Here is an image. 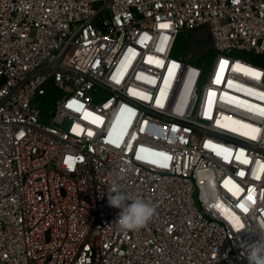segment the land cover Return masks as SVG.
I'll list each match as a JSON object with an SVG mask.
<instances>
[{
    "label": "built area",
    "instance_id": "obj_1",
    "mask_svg": "<svg viewBox=\"0 0 264 264\" xmlns=\"http://www.w3.org/2000/svg\"><path fill=\"white\" fill-rule=\"evenodd\" d=\"M259 238L264 0H0V264H248Z\"/></svg>",
    "mask_w": 264,
    "mask_h": 264
},
{
    "label": "clouds",
    "instance_id": "obj_2",
    "mask_svg": "<svg viewBox=\"0 0 264 264\" xmlns=\"http://www.w3.org/2000/svg\"><path fill=\"white\" fill-rule=\"evenodd\" d=\"M71 163L74 170L76 163H83V157L75 156ZM108 204L120 210L117 218L118 228L125 233L145 227L156 212L154 206L139 197L129 196L118 184H114L108 193ZM242 255L246 257L248 264H264V239L259 238L249 244Z\"/></svg>",
    "mask_w": 264,
    "mask_h": 264
},
{
    "label": "rangeland",
    "instance_id": "obj_3",
    "mask_svg": "<svg viewBox=\"0 0 264 264\" xmlns=\"http://www.w3.org/2000/svg\"><path fill=\"white\" fill-rule=\"evenodd\" d=\"M184 41H185V34H180L178 41H177V46L179 47L178 50L182 51L184 49V46H183ZM235 54L239 57L255 62V60L251 57V55L247 54L244 51H236ZM49 101H52V98H50Z\"/></svg>",
    "mask_w": 264,
    "mask_h": 264
},
{
    "label": "bare ground",
    "instance_id": "obj_4",
    "mask_svg": "<svg viewBox=\"0 0 264 264\" xmlns=\"http://www.w3.org/2000/svg\"><path fill=\"white\" fill-rule=\"evenodd\" d=\"M236 66H237L238 68H240L241 70H249V69H250L249 67H246V66H240V65H238V64H236Z\"/></svg>",
    "mask_w": 264,
    "mask_h": 264
},
{
    "label": "snow or ice",
    "instance_id": "obj_5",
    "mask_svg": "<svg viewBox=\"0 0 264 264\" xmlns=\"http://www.w3.org/2000/svg\"><path fill=\"white\" fill-rule=\"evenodd\" d=\"M89 135H91V133H89ZM138 158H139V157H138ZM69 159H71V158H69ZM66 163H67V161H66ZM68 166H69V167H72V164L69 163ZM241 175H243V173H241ZM240 207L243 208V205H240ZM244 210L247 211V209H244Z\"/></svg>",
    "mask_w": 264,
    "mask_h": 264
}]
</instances>
